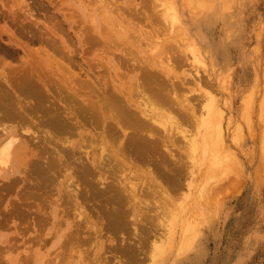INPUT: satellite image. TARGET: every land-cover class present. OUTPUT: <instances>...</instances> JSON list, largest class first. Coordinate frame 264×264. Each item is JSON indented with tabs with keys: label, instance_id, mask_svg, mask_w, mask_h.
<instances>
[{
	"label": "rangeland",
	"instance_id": "obj_1",
	"mask_svg": "<svg viewBox=\"0 0 264 264\" xmlns=\"http://www.w3.org/2000/svg\"><path fill=\"white\" fill-rule=\"evenodd\" d=\"M167 2L0 0V70L7 71L8 68L11 73L13 68H25L31 62L32 67L37 65L34 69L39 70L40 62L47 61V58L52 62L51 59L55 58L53 64L57 71L58 64L62 65L63 71H79L80 65L87 66L91 58H95L91 62H97L88 70L94 73L99 84L104 85L111 78V59L99 58L100 53L97 56L94 52L95 46H89V42L82 38L83 32L87 31L84 28L88 29V24L93 21H90L89 13H94L101 21L103 13L112 25L113 21L136 23L146 30L139 32L146 35L141 42L134 39L135 46L123 42L115 55L129 56L128 49H131L137 58L151 54L161 60L160 68L166 70L158 71L159 78L170 85L166 87L173 91L175 98H171L172 104L168 106L154 96H146L145 100L157 103L156 106L166 114L162 126L166 132L163 133V129L159 132L165 134V138L161 136L167 141L163 151L152 153L151 158L159 161L128 157L126 153L119 156L116 177L129 185L134 195L125 197L126 213L113 226L108 227L105 208L101 209L87 197L88 192L82 185L75 195H68L69 191L61 189L63 184L57 187L59 194H49L55 179L45 180L47 174L39 169L40 161L36 160L39 162L36 165L29 164L24 171L0 177V264H40L41 260V264H54L55 258L60 264H73L77 251L83 254L85 264H120L123 255L113 249L112 244H116L121 235L137 241L139 236H150L161 228L160 221L170 217L173 221L163 251L151 257L145 252L141 255V250L137 255L141 257L136 259L135 256L129 264H264V0H206L209 6L204 8H190L184 0H176L182 25L172 21L171 7L167 8ZM85 24L88 27H84ZM135 31L127 33L129 39L136 37L134 33L138 32ZM124 48H128V55L123 54ZM87 49H90L89 53ZM129 62L133 63L130 56ZM53 64L50 63V67H54ZM41 66L47 70L43 63ZM196 78L201 79L198 82L200 89ZM130 89L136 99L144 101L134 86ZM205 89L215 97L222 112L224 148L228 147L235 157L233 159H237L233 164L229 151V155L222 154L224 161H221L220 170L223 164L224 173L227 167L229 170L225 175L219 170L224 176L219 174L216 182L213 178V183L204 170L207 169L208 156L206 153L202 155L200 145L192 152L190 144L185 141L195 128L191 118L179 106L187 101L201 102L193 103L196 108L202 105L205 99L201 93ZM18 122L23 128L35 129L37 155L54 145L45 139L44 132H40L41 126ZM83 127L89 129L90 125L84 124ZM38 133L42 138L39 134L38 139ZM109 139L114 141V137ZM200 141L201 137L197 144ZM213 141L215 144L216 139ZM171 155L179 157V162ZM35 157L32 156V160ZM227 158L231 159H228L229 163ZM173 159L177 162L175 165ZM113 162L105 168L113 169ZM155 164L160 167L155 168ZM58 166L55 164V168L50 169L53 175L58 173L55 171ZM161 169L170 172V176ZM176 170L180 172L178 177H175L178 175ZM107 173L109 171L105 175ZM67 181L66 178L63 183ZM201 184L210 186L206 187L208 191L204 187L207 193L200 188ZM55 197L65 211L57 216L43 213L45 204ZM104 203L106 208L110 204ZM66 208L70 209L68 213ZM76 209L82 215L74 216ZM188 235L191 243L186 247L183 239ZM59 242L61 245L57 247ZM143 256L147 259L144 260Z\"/></svg>",
	"mask_w": 264,
	"mask_h": 264
},
{
	"label": "bare ground",
	"instance_id": "obj_2",
	"mask_svg": "<svg viewBox=\"0 0 264 264\" xmlns=\"http://www.w3.org/2000/svg\"><path fill=\"white\" fill-rule=\"evenodd\" d=\"M164 1H168L167 8L171 7L169 14L172 17V21H177L182 25L176 9V0ZM184 1L190 8H204L209 6V3H207L206 0ZM83 4L86 5V3ZM86 7L87 5L85 8ZM89 15L90 21H93L90 25L88 24V29L84 28L87 31L83 32L82 38L84 41L89 42V46L94 45L95 47H99H93L97 56L100 53L98 56L99 58L103 59L108 57L112 62L113 69L112 72L110 71V81H107L104 85L99 84V80L95 77L94 73L88 70L92 63L97 62H91L92 60L95 61V58H91V61H89L87 66L80 65L79 71H74L72 69L63 71V68H61L62 65L58 66L59 64L56 65L57 68L60 67L57 71L55 64H53V59L55 58L51 59L52 62H50V58H47V61L44 60V62H42L47 68V70L45 69L48 72L47 75L45 74V70L41 69L42 63L40 62L41 70L39 67V70H36L34 68H37V65L32 67L33 62L30 61L31 59H29V61L32 64L30 63L28 66H24L25 68L21 67V69L18 67L14 69L13 65L11 73L8 68L7 71L6 69L0 70V177H7L8 174L21 171L22 169V171H24V168L28 167L29 164L32 163L36 165L39 163L37 161H40L41 166L39 169L47 174L45 180L55 179V184L49 194L51 192L58 193V185L63 184L61 189H64L66 192L69 191L68 195L70 193L75 195V193L81 189L80 187L82 185V188L88 192L87 197L93 199L101 209L105 208L106 223L109 227L119 217H122L126 213L123 203L125 197L134 195L130 190V186L116 177L115 171L121 160L119 156L126 153V156L128 157L133 156L135 158L136 156H139V158L143 160L148 158L152 159V153L162 150L165 145V140L167 141V139H163L165 138V134L163 136L162 133L159 132V130L164 127L163 123L166 114L161 111V107H157L158 105L156 106L157 103H150L149 100L145 99L154 96L158 101L164 102L170 106L172 104L171 98H175L172 95L173 91L166 87L168 83H164V81L159 78L158 71L166 70L160 68L162 67L161 60L152 57L151 54L149 56L146 54L143 57L137 58L133 55V51H130L131 49L129 50L128 48H124L123 54L128 55V51L129 53L131 52V55L129 56L133 60V63L129 62V56L115 55L120 47L119 44L123 45V42H126L132 45L133 42H141L144 39L146 35L139 34L141 29L142 31L144 30L141 28L140 24L115 23L112 20L113 23L116 24V27H114V24L112 25L111 22L105 19L103 13H101L100 18L106 23L103 20L101 21L97 15L92 12L91 14L89 13ZM85 26L87 25L85 24L84 27ZM135 26L139 28H136ZM131 30H136L138 34L142 36V39L135 33L134 35H136V37H132L131 34H129L131 36L130 38H132L129 39L127 33H131ZM138 36L139 38H137ZM85 37L86 39H84ZM101 39H103V41ZM82 44L83 41H81V45ZM135 45L137 44H133V46ZM86 46H88V44ZM86 46H84V49ZM89 51L90 49L88 50V53ZM191 52L195 58L196 53L193 46L191 47ZM83 53L85 52H82V54ZM58 59L59 58H57V60ZM50 63H52L54 67H50ZM118 63H120V66H118ZM42 70L44 71L45 76H42L44 75ZM113 72L115 73V76L114 74L112 75ZM191 76L193 77V74ZM197 78L196 80L198 81L196 83L199 85L200 83L198 84V82L201 79L199 78V80ZM133 86L135 90L138 91L139 96L144 98V101H139V99H136L137 97L132 95L130 87ZM198 87L200 89L201 85ZM201 95H203L202 97H204L205 102L202 103V105L200 104L201 106L199 105V108H196L194 105L201 102L196 103L187 101L185 104L183 103V105L180 103L179 106L191 118L195 128L194 130H191L192 132L190 134L188 133L189 136L187 139L189 141H185L190 144L192 152H194V149L200 145L202 148V155L206 153L209 162L207 164V169L204 168V170L207 171L208 174L204 172L203 176H205L206 173L207 177L209 179L211 178V182L213 183L214 180L216 182L215 178L217 176L219 177V174L223 175L224 173V170H222L223 167L225 168L224 164L220 170V164L223 163L221 161H224L221 155L228 154V151L231 154L232 151H230L228 147L224 148L225 143L221 122L222 112L217 105L215 97L207 89L203 90ZM24 108L28 114L25 112ZM245 111L246 110H244V112ZM243 115H245V113ZM2 118H6L12 122L3 120ZM18 121L41 126L39 129L40 132H44L45 139L52 141L54 145L47 147V149L42 150V152L37 155L35 147V129H32L31 127L23 128L22 123L19 125ZM84 124H89L90 128L85 129V127H83ZM164 129L162 132L165 131ZM171 132H168L167 134H171ZM41 133L37 134L38 139L39 134ZM174 134L175 133H173V135ZM184 134L186 135V133ZM112 136L114 137V141L110 142L109 137L113 138ZM200 137L201 141L197 144ZM213 138L214 140L216 139L215 144L213 143ZM85 140L86 142H84ZM106 148L108 150H105ZM191 149L189 150L190 152ZM172 152H170V154L174 155L175 153ZM190 154H188V156ZM173 155H171V157ZM32 156L36 157L32 160ZM232 156V159L235 158L234 155ZM173 157L174 159L177 158L176 161L179 160V157ZM201 157L203 160L204 157ZM153 159H155V157ZM153 159V162L159 161L156 159L154 161ZM174 159V162H172L173 164L176 162ZM228 159L229 158H227V160ZM112 160L114 161V168L107 170L105 167L110 164ZM235 160L237 162V159ZM235 160L233 159V164L235 163ZM55 164L59 165L55 170L58 173L53 175L50 169L55 168ZM231 164L232 163L228 164V166H231ZM179 166L181 167L180 164ZM157 167L160 166L156 165L155 168ZM151 169L152 168L149 170ZM181 169H179V171H181ZM161 170L165 171L163 169ZM161 170H158V172H162ZM228 170L227 167L225 169L226 174ZM108 171L109 173L105 175V172ZM176 171L177 173L179 172L178 170ZM165 172L163 173L167 175L168 172ZM169 173L168 176H170ZM179 173L178 175L176 174V176L174 173L171 174L172 180L174 176H180ZM166 175L164 177H167ZM221 175L220 178H223L224 175ZM60 176H62V178H60ZM66 178L68 181L63 183ZM208 178L205 177V179ZM203 181H201V183ZM207 182L208 180L206 183ZM206 183L204 184L206 185ZM209 184L211 183L209 182ZM2 185H4V182H2ZM201 186L200 188H203L202 190L204 191L205 186L202 184ZM207 188H210V186ZM206 190L208 191V189ZM197 192L200 193V190ZM204 192L207 193L206 191ZM98 196L101 198H98ZM197 196L200 197L203 196V194ZM104 202H110L107 208ZM61 211H65V209L55 197L45 204L43 213L57 216ZM69 211L70 209L66 208V213ZM80 214V210L76 209L74 216H79ZM172 221V217L167 218L165 221H160L162 229H156L150 234V236L143 238H140L141 236H139L137 241H132L129 236L124 237L121 235L119 241H117L116 244H112L113 249L116 248L115 250L120 251L121 256L123 255L119 259V263L129 264V260H132L135 256L136 259L137 257L140 258L141 256L139 257L137 255H140L139 251L141 252V250V255H144L143 252L149 254V256L151 255V257L153 255H159L163 251L164 243L166 237L169 235ZM95 236L96 235H94V237ZM190 237L191 236L188 235L183 239V243L186 247H189L191 243ZM97 241L98 239L95 244ZM60 245L61 243L59 242L57 247ZM143 257L144 260L147 259V256ZM82 258L83 254L81 251H77L76 257L72 261L73 264H85V259ZM41 263L42 260L40 264ZM54 264H60L58 258H55Z\"/></svg>",
	"mask_w": 264,
	"mask_h": 264
}]
</instances>
